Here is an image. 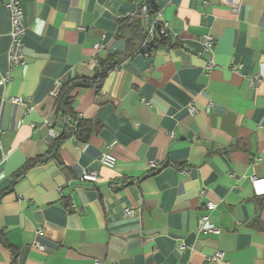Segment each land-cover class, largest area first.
Listing matches in <instances>:
<instances>
[{
    "label": "crops",
    "instance_id": "0c3cea01",
    "mask_svg": "<svg viewBox=\"0 0 264 264\" xmlns=\"http://www.w3.org/2000/svg\"><path fill=\"white\" fill-rule=\"evenodd\" d=\"M7 1L0 192L61 133L54 86L124 52L118 23L138 2L157 8L146 28L164 23L181 44L126 58L99 92L70 93L78 116L100 129L60 143L67 170L55 160L33 165L0 196V231L16 264H264V0H22L24 63L13 67ZM107 151L113 168L98 162ZM92 170L96 182L80 179ZM204 214L218 232L198 231ZM11 259L0 241V264Z\"/></svg>",
    "mask_w": 264,
    "mask_h": 264
},
{
    "label": "trees",
    "instance_id": "16d2710c",
    "mask_svg": "<svg viewBox=\"0 0 264 264\" xmlns=\"http://www.w3.org/2000/svg\"><path fill=\"white\" fill-rule=\"evenodd\" d=\"M145 4L149 9V14L155 13L157 8L150 3L138 2L136 10L133 15L126 16L119 20L117 32L125 37L126 47L124 52H115L107 54L105 57H97L96 65L94 66L93 73L91 76H85L77 74L71 79H63L59 82L57 93L55 95V112L58 118V125L62 127L61 133L55 137L50 149L47 154L41 157L32 159L29 163H26L20 174L32 167L33 165L45 163L49 160H55L59 166L63 169H68L64 162L60 159L58 150L60 143L68 138L73 137L76 141H86L88 137L97 132L100 126L92 120H87L79 117L74 111V102L76 94L71 96L70 93L74 89H86L95 88L101 89L102 83L109 72L119 67V65L129 57H132L136 53L152 54L160 47L173 48L181 46L180 42L174 41L170 33H162L160 31L161 24L154 23L152 29V37H149V28L144 26L143 15L140 13V7ZM127 31V32H126ZM168 165V164H164ZM162 165V166H164ZM177 169H183L185 165L183 163L172 164ZM20 174H16L7 189L0 192V196L4 193L11 191L12 187L18 180ZM62 204L68 209L71 208V200L67 196L62 199ZM1 243L8 247L12 251L11 264H16V252L11 248V245L2 237L0 231Z\"/></svg>",
    "mask_w": 264,
    "mask_h": 264
},
{
    "label": "built area",
    "instance_id": "2783aa9c",
    "mask_svg": "<svg viewBox=\"0 0 264 264\" xmlns=\"http://www.w3.org/2000/svg\"><path fill=\"white\" fill-rule=\"evenodd\" d=\"M21 1L22 0H8L5 4V8L8 12L9 19H10V37H11V44L8 49V61L11 67L21 65L24 63V49H23V43H22V37L24 35L25 31V25L23 22V13L21 8ZM140 13L143 15V18L145 21H148L150 19L149 9L145 4H142L140 7ZM153 25L151 24L149 27V37H152V28ZM160 31L162 33H166V24L161 23V29ZM212 44H213V38L211 36H206L203 41V48L200 52L201 56H204L206 58V71H210L214 67V62L211 57L212 52ZM97 46V45H95ZM5 78H0V85L3 84L6 81ZM59 83H57L53 90L52 94L55 96L57 93ZM16 101H19V98L16 99ZM0 133L1 130H0ZM99 164L113 168L116 165V158L110 153V151L103 152L100 157L98 158ZM150 169H156L157 163L150 161L149 162ZM80 179L82 181L86 182H96L98 179V174L95 170L92 171H84ZM207 210H212L214 208V204L211 202H207L205 204ZM124 213L127 216H130L134 214V210L125 208ZM197 229L199 232L202 233H216L218 232V229L214 228L208 221V216L206 214L201 215L198 219V225ZM221 257V254L219 252H216L212 259L219 260Z\"/></svg>",
    "mask_w": 264,
    "mask_h": 264
}]
</instances>
